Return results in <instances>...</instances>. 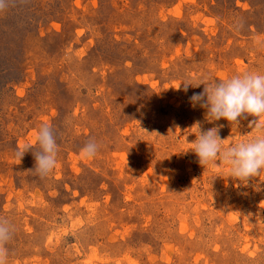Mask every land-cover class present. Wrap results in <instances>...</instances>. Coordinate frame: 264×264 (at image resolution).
<instances>
[{
    "label": "rangeland",
    "instance_id": "1",
    "mask_svg": "<svg viewBox=\"0 0 264 264\" xmlns=\"http://www.w3.org/2000/svg\"><path fill=\"white\" fill-rule=\"evenodd\" d=\"M248 71L264 73V0H5V264H264V171L238 181L190 151L197 121L223 125V147L257 135L254 117L209 122L189 101L204 77ZM42 125L58 144L46 177Z\"/></svg>",
    "mask_w": 264,
    "mask_h": 264
},
{
    "label": "clouds",
    "instance_id": "2",
    "mask_svg": "<svg viewBox=\"0 0 264 264\" xmlns=\"http://www.w3.org/2000/svg\"><path fill=\"white\" fill-rule=\"evenodd\" d=\"M5 6V0H0V10ZM204 86L203 91L194 93L189 101L192 107L199 105L207 110L206 119L209 122L224 119L232 124H239V118L251 116L255 119L249 124L255 128L257 135L247 142H237L223 147L225 139L219 135V127L201 131L197 121L192 127L199 128V135L190 143L202 166L212 164L216 166L217 158L229 167L231 175L238 181H250L264 171V73L248 71L232 75L220 82L204 77L195 87ZM191 83L183 85L187 91ZM38 151L28 147L27 151H18L21 159L29 150L33 151L36 166L35 171L41 176L49 175L57 165L58 144L50 126L42 125L37 132ZM99 145L89 142L81 149L85 158L97 155ZM12 238V228L8 221L0 220V264H5L7 248L5 245Z\"/></svg>",
    "mask_w": 264,
    "mask_h": 264
}]
</instances>
